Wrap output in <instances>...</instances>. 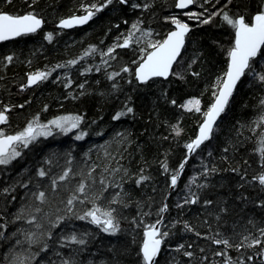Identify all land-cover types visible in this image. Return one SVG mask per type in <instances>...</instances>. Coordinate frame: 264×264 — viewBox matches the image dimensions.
Listing matches in <instances>:
<instances>
[{
	"label": "trees",
	"instance_id": "obj_1",
	"mask_svg": "<svg viewBox=\"0 0 264 264\" xmlns=\"http://www.w3.org/2000/svg\"><path fill=\"white\" fill-rule=\"evenodd\" d=\"M176 1L113 0L85 26L59 30L56 23L62 18L105 0H0V11L34 12L45 20L39 31L0 43V111L10 108L0 131L15 135L37 116L40 124L83 116L79 127L68 132L49 126L52 135L18 147L21 155L0 165V264H142L138 253L143 233L158 219H163L161 231L169 235L157 264H264V244L248 246L253 239L264 240L259 231L264 228V186L253 179L264 174V82L257 79L264 73V55L252 61L212 138L185 164L177 186L170 187L171 175L189 155L185 146L203 121L200 113L179 105L199 98L206 111L214 101L217 78L227 71L235 32L222 13L250 20L264 0H196L190 12L203 13L201 20L221 13L208 24L178 11ZM172 17L192 25V31L170 78L139 83L135 69L141 52L134 43L117 48L109 67L97 64L101 53L128 35L133 23L163 40L172 29ZM48 33L53 34L51 41ZM72 60L77 63L69 64ZM58 64L65 67L56 68ZM124 67L131 71L122 72ZM38 71L51 75L22 90L29 74ZM112 73L120 75L109 79ZM127 107L133 112L113 119ZM174 125L182 129L179 136ZM82 133L86 135L77 140ZM212 168L216 171L204 175ZM41 170L46 175L40 176ZM140 176L149 179L137 185ZM81 183L87 199L77 191ZM40 192L45 193L43 201ZM190 194L199 197L197 203H185ZM165 204L167 211L160 213ZM94 207L115 209L120 231L105 233L90 218L77 219ZM73 234L86 243L72 241ZM215 239L243 246L228 247ZM185 251L193 256H185ZM222 252L225 255L218 254Z\"/></svg>",
	"mask_w": 264,
	"mask_h": 264
},
{
	"label": "snow or ice",
	"instance_id": "obj_2",
	"mask_svg": "<svg viewBox=\"0 0 264 264\" xmlns=\"http://www.w3.org/2000/svg\"><path fill=\"white\" fill-rule=\"evenodd\" d=\"M8 3H11V0H7ZM35 0H33V3ZM206 3H210L211 0H205ZM113 3V0H105V3L100 5H90L85 7L86 14L83 16H73L67 19H62L60 21V26L63 28H70L73 25H82L87 23L92 17L103 8L107 7L109 4ZM120 3L127 4L128 0H120ZM196 3V0H178L175 5L177 8L185 9L190 5ZM231 3V0H229ZM134 8H139L141 5L134 4ZM142 7L147 8L149 5L144 4ZM207 11V10H205ZM220 12L212 13L201 20L203 13H195L189 12L186 13L191 19L201 20L202 24H208L211 22L212 18L215 15H220ZM223 21L229 25L235 32L234 44L228 52L229 56V64L227 71L223 74V76L217 78L216 84L214 85L215 91H213L212 95L214 97V101L210 104L206 111H203L201 108V100L199 98H191L188 99L185 104L179 105V107L184 108L188 111H195L196 113H200L203 116V121L199 126V134L197 137L192 140L190 143L186 144V148L189 153L194 152L199 149L201 145H203L206 141H209L212 138L216 122L220 115L225 112V108L229 102L230 97L233 94V91L237 85V82L240 81L241 77L245 75L246 71L252 70V61L258 55H264V6L261 7V10L256 12L250 20H246L245 16L240 15L235 18L229 16L227 12L222 13ZM44 21L34 12H28L23 15L9 14L7 12L0 11V41H6L14 37H19L21 35H26L30 33L37 32L38 29L42 26ZM126 23V22H125ZM171 23L175 25V30L171 31L167 34V37L162 41L151 42L148 43L147 49H142L141 51L145 54L141 57L140 62L138 63L137 68L135 69V77L139 83L146 84L149 80L154 77H164L167 78L170 74H174L171 72L173 64L177 61V58L181 55V50L185 45V38L187 34L190 32V27L188 23L182 22L180 19L176 17L171 18ZM131 28L134 31H139L138 23H133ZM143 36L150 37V31H144ZM46 39L51 41L53 39V34L48 33ZM133 41V32H129L128 36L124 39L123 43H117L113 47H109L107 53H101L102 55H110L115 52L116 48L129 47ZM139 43V40L136 41ZM95 51V48L92 49ZM89 53H85L88 55ZM114 58V57H113ZM8 62L13 60L12 56L6 57ZM196 61L193 60V63ZM69 64H76L77 61L72 60L68 62ZM134 63H136L134 61ZM65 65L58 64L56 68H63ZM191 67V65L189 66ZM55 69H53L54 71ZM99 71V68L96 69ZM86 71H91V69H87ZM124 73H129L131 69L128 67H124L122 70ZM51 75L50 72L46 71H38L35 73H31L28 76L27 84L23 87H28L31 85H35L38 82H42L47 80ZM120 75V73H112L109 75V79H114L116 76ZM193 76H198V72H193ZM182 78V77H181ZM257 79L260 82H264V73L257 74ZM131 81H129L130 83ZM66 85V86H70ZM83 88V84L79 86ZM173 105L176 104V101L173 100L171 102ZM264 104V101H261ZM23 107V105H21ZM5 111H0V124H4L8 120V116ZM133 109L131 107H127L126 111L118 112L113 119H120V117L127 115L128 113H132ZM83 120V116H62L58 117L54 120L48 122V124H40L39 117H35L32 122H29L24 130L18 132L15 135H6L3 131H0V165H8L12 160L16 159L21 155V152L18 150V147L27 148L33 141H35L40 136H49L52 135L51 128L49 125L55 126L64 132L71 131L72 129L78 128L80 123ZM173 131L177 136L180 135L182 129L179 128L178 125L173 126ZM86 135L82 133L76 137L77 140L83 139V136ZM226 151V149H225ZM261 154L264 156V149H261ZM211 155V153H209ZM185 163H187V159L181 162L178 169L171 175L170 178V187L175 188L178 183V178L184 170ZM165 172L168 171V166L164 164ZM215 172L216 169L212 168L210 170L206 169L204 175H207L208 172ZM233 171H237L233 169ZM40 176L46 175V173L41 170L39 172ZM68 173H64L60 177L61 180H64L67 177ZM149 179L147 176H140V178L136 181L137 185L141 182ZM257 180L261 186H264V174L258 175L253 178ZM193 183H195V177H193ZM55 181L53 184L55 185ZM101 184H104V181H100ZM205 185H201L204 187ZM119 187V185H118ZM107 189L105 188L104 191ZM79 193L85 194V198L87 199L86 193V185L81 183L77 190ZM102 195L94 194V196ZM38 198L43 201L45 199V193L40 192ZM73 199H79L74 195ZM73 199H69L67 201L68 205L73 204ZM199 197L195 194H190L188 198L185 199V203L195 204L197 203ZM94 202V201H93ZM119 202V201H113ZM206 204H211V201H205ZM179 206V205H178ZM264 206V204H262ZM39 211V209H37ZM71 211V209H69ZM115 209L103 210L99 207H94L93 210L85 213L84 216H78L77 219L85 220L90 218L91 223L95 224L102 228L103 232L116 234L120 231L119 222L116 220V217L113 215ZM167 211V205L165 204L163 207L159 209L160 213ZM19 218V217H17ZM63 219V217L58 218V220ZM162 224V220L158 219L155 223L146 226V230L143 233L144 239L142 242V246L139 249L138 255H140L142 259V264H157L156 258L161 252L162 245L164 244L165 238L169 235L167 231H161L159 225ZM185 228L189 231L192 229L185 224ZM261 237H264V228L260 229ZM2 233H0V237H2ZM197 235H200L197 233ZM70 239L78 244H85L86 241L84 239H77L76 235H72ZM245 240L248 237H244ZM214 243L223 244L228 247H242L243 245H231L230 241L227 239H215ZM264 244V240L260 238L253 239L251 243L248 245L251 247L252 245H261ZM47 245H45V248ZM184 245H179L177 250L182 249ZM219 255H225V253H218ZM185 256L192 257L193 253L191 251H185ZM63 264H68L67 261H64Z\"/></svg>",
	"mask_w": 264,
	"mask_h": 264
},
{
	"label": "water",
	"instance_id": "obj_3",
	"mask_svg": "<svg viewBox=\"0 0 264 264\" xmlns=\"http://www.w3.org/2000/svg\"><path fill=\"white\" fill-rule=\"evenodd\" d=\"M195 4V3H194ZM194 4L193 5H190V6H188L187 8H185V9H180V8H177V10H180V11H187V10H189V9H191L193 6H194ZM86 14V12H84V13H81V14H74V15H71V16H67V17H65V18H62V19H67V18H70V17H73V16H83V15H85ZM21 15H23V14H21ZM39 16V15H38ZM43 21H44V23L42 24V26L40 27V29H42L43 27H44V24H45V20H44V18H42L41 16H39ZM94 17V16H93ZM93 17H92V19H93ZM61 19V20H62ZM92 19H90L87 23H85V24H82V25H73L72 27H70V28H63V27H61L60 26V21L61 20H59L58 22H57V24H56V26L58 27V28H60V29H64V30H70V29H73V28H76V27H82V26H85L86 24H88ZM189 27H190V32L187 34V36H186V38H185V45H184V48L181 50V55L177 58V61L173 64V66H172V69H171V72L173 73V69H174V67H175V65H176V63L178 62V60L180 59V57L182 56V54H183V51H184V49H185V46H186V44H187V39H188V36L190 35V33H191V31H192V25H190L189 24ZM40 29H38L37 31H39ZM175 30V25L173 24V28H172V30L171 31H174ZM170 31V32H171ZM30 34H32V33H30ZM27 35V34H26ZM21 36H23V35H21ZM20 37V36H19ZM167 37V36H166ZM16 38H18V37H14V38H11V39H9V40H6V41H10V40H14V39H16ZM6 41H0V43H2V42H6ZM229 64V63H228ZM138 66V65H137ZM137 68V67H136ZM228 68V67H227ZM247 72V71H246ZM246 74V73H245ZM171 75L172 74H170L167 78H164V77H154V78H162V79H168V78H170L171 77ZM245 76V75H244ZM244 76H242L241 77V79H240V81H238L237 82V85H236V87H235V89H234V91H233V94H232V96L230 97V99H229V102H228V104H227V106H226V108H225V111H226V109L228 108V105H229V103H230V100H231V98L233 97V95H234V93L236 92V90H237V88H238V86H239V84H240V82H241V80L243 79V77ZM154 78H152V79H154ZM151 79V80H152ZM150 81V80H149ZM21 89L23 90L24 89V87H21ZM8 109V111L10 110V108H7ZM224 113H222L221 115H220V117L218 118V120H217V122H216V126L218 125V123L220 122V120H221V117H222V115H223ZM6 115H7V113H6ZM202 123V122H201ZM216 126H215V128H216ZM214 131H215V129H214ZM199 134V129H198V133H197V135ZM213 134H214V132H213ZM9 135H12V134H9ZM213 136V135H212ZM197 137V136H196ZM195 137V138H196ZM194 138V139H195ZM207 142V141H206ZM202 146V145H201ZM198 150V149H197ZM197 150H195L194 152H192V153H189V155H188V157L186 158L187 160L190 158V156H192ZM186 164V163H185ZM181 175H182V173H181ZM181 175L179 176V178H178V180L180 179V177H181ZM171 189H174V188H172L171 187ZM163 217H165V214L163 215ZM162 220V223H163V219H161ZM159 227H160V230H162V224H160L159 225ZM163 246V245H162ZM162 249V248H161ZM160 255V254H159ZM159 255H158V257L156 258V260L159 258ZM263 258H264V255H263Z\"/></svg>",
	"mask_w": 264,
	"mask_h": 264
},
{
	"label": "rangeland",
	"instance_id": "obj_4",
	"mask_svg": "<svg viewBox=\"0 0 264 264\" xmlns=\"http://www.w3.org/2000/svg\"><path fill=\"white\" fill-rule=\"evenodd\" d=\"M189 12H190V10L186 11V13H189ZM177 18L180 19L179 17H177ZM188 18H190V17L188 16ZM138 26H139V29H140L139 31H134L131 28V30L129 32H133V41H132V43H134V44H136L138 46L139 52H141V57H142L145 54L144 52L141 51L142 49H147L148 51L151 50L150 48H148L149 41L154 43V42L160 41V39L158 37V34L156 32H154L153 30L143 27L141 23H138ZM144 31H150L151 32V36L150 37L143 36L142 33ZM137 40H139V43L136 42ZM105 53H107V51ZM113 57H114L113 53L110 54V55H102L101 54L100 55V59L97 62V64L100 65V66H105V68H107V67L110 66L109 62H111V58H113ZM49 126H52V125H49Z\"/></svg>",
	"mask_w": 264,
	"mask_h": 264
},
{
	"label": "bare ground",
	"instance_id": "obj_5",
	"mask_svg": "<svg viewBox=\"0 0 264 264\" xmlns=\"http://www.w3.org/2000/svg\"><path fill=\"white\" fill-rule=\"evenodd\" d=\"M177 2H178V0L176 1V4H177ZM195 5H196V3L194 4V6H195ZM194 6H193L192 8H194ZM192 8H191V9H192ZM191 9H189V10H191ZM3 12H5V11H3ZM7 13H9V12H7ZM9 14H10V13H9ZM56 24H57V23H56ZM143 27H144V26H143ZM57 29L60 30V28H58V27H57ZM171 30H172V29H171ZM171 30H170V31H171ZM170 31H169V32H170ZM169 32H168V33H169ZM168 33H167V34H168ZM167 34H166V36H167ZM126 36H127V35H126ZM126 36L122 37L120 41L115 42L111 47H113V46L116 45L117 43L122 44L121 42L124 41V38H125ZM166 36H165V38H166ZM165 38H164V39H165ZM160 41H162V40H160ZM116 49H117V48H116ZM105 52H106V51H105ZM105 52H104V53H105ZM113 55H114V53H113ZM216 127H217V126H216ZM215 129H216V128H215ZM194 154H195V153H194ZM194 154H193V155H194ZM193 155H192V156H193ZM192 156H190V158H191ZM190 158L187 160V162L190 160Z\"/></svg>",
	"mask_w": 264,
	"mask_h": 264
},
{
	"label": "flooded vegetation",
	"instance_id": "obj_6",
	"mask_svg": "<svg viewBox=\"0 0 264 264\" xmlns=\"http://www.w3.org/2000/svg\"><path fill=\"white\" fill-rule=\"evenodd\" d=\"M178 11H180V10H178ZM188 11V10H187ZM181 12H186V11H181ZM172 28H173V24H172Z\"/></svg>",
	"mask_w": 264,
	"mask_h": 264
}]
</instances>
